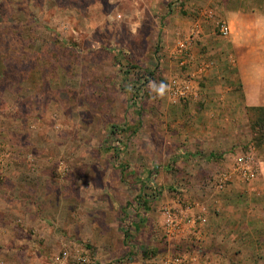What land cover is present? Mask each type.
I'll return each mask as SVG.
<instances>
[{
	"label": "rangeland",
	"instance_id": "374dc122",
	"mask_svg": "<svg viewBox=\"0 0 264 264\" xmlns=\"http://www.w3.org/2000/svg\"><path fill=\"white\" fill-rule=\"evenodd\" d=\"M249 1L264 53V0ZM239 2L0 0V264H261L236 243L246 228L264 234L246 219L243 174L264 168L256 113L203 109L191 45L180 54L196 25L209 44L222 36L224 7ZM187 208L203 226L171 231L166 211ZM223 208L232 218L214 227L233 233L220 243L208 233Z\"/></svg>",
	"mask_w": 264,
	"mask_h": 264
},
{
	"label": "crops",
	"instance_id": "0c3cea01",
	"mask_svg": "<svg viewBox=\"0 0 264 264\" xmlns=\"http://www.w3.org/2000/svg\"><path fill=\"white\" fill-rule=\"evenodd\" d=\"M239 1L236 7L228 4L224 7L226 15H224L225 21L222 24L230 31L227 37H215L214 42L209 44L206 41L205 30L200 25H196L194 30L196 36L190 46L194 53L188 57L187 62L193 66L194 73L192 72V77L195 78L193 81L194 90L196 91L195 96L200 100L202 98V107L205 110L215 108L218 113H225L226 110L237 111L241 106L244 108L264 107V53L258 52L255 48L254 39H250V37L256 35V28L260 23L256 16L258 9L250 1L249 4L251 5H249L248 0ZM217 40L221 42L220 47L215 43ZM205 45L208 46L207 49L203 52L200 51L199 48H203ZM240 48L246 51H243V49L240 51ZM240 85L242 86V96H240ZM203 116L202 122L213 121L212 116L214 115L203 113ZM223 116V114L220 115L221 118ZM214 118L215 120L218 119L219 115ZM221 138L215 140L219 142ZM203 139V141L206 139L212 140V137L206 135ZM202 144L207 150V147H205L207 145ZM201 152L203 153L202 150ZM215 152L213 151V153ZM230 152L227 154L230 155ZM244 166L247 167L248 165ZM253 178L254 180L248 181L250 183H246L247 186H245V188H250L254 192L253 200L247 202L250 209L247 210L246 219L262 222L264 221V168L260 170V173L253 174ZM0 188L2 187L0 186ZM4 200L6 201V197L3 198ZM233 200L232 197L230 201H227L232 207L238 204L232 202ZM230 214L231 212H225V208H223L218 215H215L217 219L215 217L211 219L210 233H208L210 239L215 238L220 243L231 240L229 236L233 231H229L223 225L219 233V230L216 232L214 227V222L217 220H220L222 224H226L232 218ZM14 229L17 231V228ZM252 235H254V231L251 228L240 230V240H237L236 243L240 245V249L243 248L254 253L261 264H264V234L256 240L250 238ZM232 242L234 243V240ZM13 243L21 245L19 241L13 240ZM245 244L250 245V247H246ZM235 253H238V251H235ZM197 262V257L193 255L192 257L189 256L187 264H198Z\"/></svg>",
	"mask_w": 264,
	"mask_h": 264
},
{
	"label": "built area",
	"instance_id": "2783aa9c",
	"mask_svg": "<svg viewBox=\"0 0 264 264\" xmlns=\"http://www.w3.org/2000/svg\"><path fill=\"white\" fill-rule=\"evenodd\" d=\"M220 33L223 37H227L230 31L225 25H222L220 29ZM195 36H196V33L193 32L190 35L189 40L186 43H182L180 45V49H181L180 54H183L184 51L186 52L188 50ZM172 87H173L174 95L180 96L184 99H188L193 94L192 86L188 82H180V81L175 80L172 83ZM243 174H244V177L246 178H249L251 175L253 177L252 171L248 168L243 169ZM225 182H227V179L223 181L224 184ZM175 211L176 212L168 209L165 213L166 214V225L173 232L182 230V227L185 228L184 222L187 223L188 226H190L189 230L190 232H192V230H197L198 227L203 226V224L206 221L205 217L203 216V211H201V213L199 211L196 217L189 215L190 209L188 208L182 211H177V210ZM186 260L187 259H185L184 257L177 256L167 261H163L161 264H185Z\"/></svg>",
	"mask_w": 264,
	"mask_h": 264
},
{
	"label": "trees",
	"instance_id": "16d2710c",
	"mask_svg": "<svg viewBox=\"0 0 264 264\" xmlns=\"http://www.w3.org/2000/svg\"><path fill=\"white\" fill-rule=\"evenodd\" d=\"M249 109L256 113V119L252 131L258 137L260 143L264 142V107H254Z\"/></svg>",
	"mask_w": 264,
	"mask_h": 264
}]
</instances>
